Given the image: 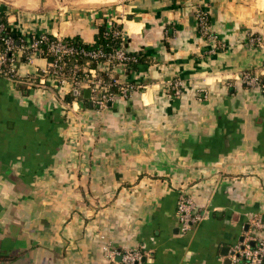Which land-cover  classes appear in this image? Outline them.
Here are the masks:
<instances>
[{
    "label": "crops",
    "instance_id": "obj_1",
    "mask_svg": "<svg viewBox=\"0 0 264 264\" xmlns=\"http://www.w3.org/2000/svg\"><path fill=\"white\" fill-rule=\"evenodd\" d=\"M258 7L130 0L44 15L0 2L18 36L93 44L101 26H120L126 51L143 58L110 70L137 87L101 109L85 103L87 88L66 101L69 82L40 81L49 58L16 49L26 81L0 76V264H121L126 249H140L141 264H224L250 217L264 221V92L240 79L264 74V46L249 41L264 35ZM199 10L218 39L200 33ZM181 194L206 215L187 232Z\"/></svg>",
    "mask_w": 264,
    "mask_h": 264
},
{
    "label": "built area",
    "instance_id": "obj_2",
    "mask_svg": "<svg viewBox=\"0 0 264 264\" xmlns=\"http://www.w3.org/2000/svg\"><path fill=\"white\" fill-rule=\"evenodd\" d=\"M199 30L202 36L216 40L218 36L210 31L211 19L207 11L199 10L197 14ZM6 26L0 25V32ZM112 34L114 37L121 40V46L113 49L110 53H105L101 49L93 51L78 50L75 46L64 42L62 38L55 37V40H50L48 33L31 34L27 37H22V41L26 42L21 46L22 53H28V58L34 55H42L44 57H53L49 61L48 67L42 71L40 81L45 84L47 80L53 79L60 84L69 82L71 84L70 92H77L76 96H82L84 89L91 91L90 100L93 105L101 109L109 107L116 93L111 88L118 83L117 79L112 76L110 81H107L100 71L110 73V70L118 64L128 68L129 61L135 58L129 55L126 51L125 43L127 40L126 34L121 27H113L106 32V35ZM5 47L0 45V76L13 79L17 76L15 62L17 54L15 50V42L11 37L2 38ZM252 45L264 46V35H252L250 37ZM44 44V46H42ZM222 44L220 49L224 48ZM83 53L90 56L97 62L96 67H89L88 64L82 66V75H77L79 65L72 66L69 70L66 58L76 54ZM103 59V60H102ZM106 67V69H104ZM264 74L256 73L252 70H243L240 73V79L248 87H258L264 92V81L261 77ZM120 84V92L124 96H128L136 87L133 83ZM172 95L180 96L182 93L183 82L176 79L171 82ZM141 87V86H140ZM177 215L180 227L183 232H187L195 224L200 223L206 217L198 211V206L192 197L181 194L177 201ZM248 227L245 230L242 239L234 244L228 254L230 264H264V234L260 232L264 229V221L260 216H252L248 221ZM121 264H141L143 261V252L140 249H126L120 252Z\"/></svg>",
    "mask_w": 264,
    "mask_h": 264
},
{
    "label": "trees",
    "instance_id": "obj_3",
    "mask_svg": "<svg viewBox=\"0 0 264 264\" xmlns=\"http://www.w3.org/2000/svg\"><path fill=\"white\" fill-rule=\"evenodd\" d=\"M0 25L1 24H4L6 26V28L0 32V45L1 47H5L4 45V42L2 40V38H9L11 37L12 39H14V42H15V50L16 49H20L21 46L26 42L22 41V37L21 36H18L14 31L11 30V28L9 27L8 23H7V19L3 16L2 13H0ZM116 27H120V26H116ZM106 32H107V28L105 27V25L101 26L100 29H99V32L98 34L96 35L95 37V42L93 44H88V43H85L79 36H75V37H67V38H64V42L69 44V45H73L75 46L78 50H84V51H93V50H98V49H101L102 51H104L105 53H110L111 51H113V49H117L118 47L121 46V40L116 37H114V35L112 34H109V35H106ZM49 37H50V40H55V36H52L49 34ZM44 46V44L42 45ZM129 55L133 56L135 58V60H132V61H129L128 63V71L129 70H135L138 68V65L140 64V62H142L143 58L142 56L138 53H129ZM28 58V53H23L22 55V60H27ZM53 60V57H49V61H52ZM103 60V59H102ZM66 62H67V66L69 68V70L72 68V66L78 64L80 67L77 71V75H82L83 73V69H82V66L84 64H88L89 67H96L97 66V62L91 58L90 56L88 55H85L83 53H80V54H76L74 56H71V57H68L66 58ZM100 74L107 80V81H110L112 80L111 77H112V74L111 73H105L103 71H100ZM117 78V74H115ZM14 79L18 82H24L26 81L25 79L23 80L22 78H19L17 76L14 77ZM262 81H264V76L261 77ZM246 85V84H245ZM247 86V85H246ZM120 84L119 83H116L115 85L112 86L111 90L117 94H121L122 93L120 92ZM83 96V94H82ZM82 96H76L74 94L73 91L69 92L68 94H66L65 96V100L66 101H72L73 99H76V98H82L84 99V97ZM85 103L87 104L90 99H84Z\"/></svg>",
    "mask_w": 264,
    "mask_h": 264
},
{
    "label": "rangeland",
    "instance_id": "obj_4",
    "mask_svg": "<svg viewBox=\"0 0 264 264\" xmlns=\"http://www.w3.org/2000/svg\"><path fill=\"white\" fill-rule=\"evenodd\" d=\"M84 1V2H83ZM130 0H116L112 2H102V3H87L85 0H0L1 3L6 5L11 11L24 12L31 14H44L48 15L54 13V11L67 12V10H77L81 9H91V8H108L113 7L124 2H129ZM249 3L256 9H261L258 7L259 0H248ZM91 4V5H90ZM98 4V5H97ZM264 10V8H262Z\"/></svg>",
    "mask_w": 264,
    "mask_h": 264
},
{
    "label": "water",
    "instance_id": "obj_5",
    "mask_svg": "<svg viewBox=\"0 0 264 264\" xmlns=\"http://www.w3.org/2000/svg\"><path fill=\"white\" fill-rule=\"evenodd\" d=\"M74 94L76 95L77 92H75ZM90 95H91V91H90V90H86V91L84 92V96H85L86 98H90ZM91 105H92V103H91ZM226 255H228V252L226 253ZM224 264H230V259H229L228 257H227V259L225 260Z\"/></svg>",
    "mask_w": 264,
    "mask_h": 264
},
{
    "label": "bare ground",
    "instance_id": "obj_6",
    "mask_svg": "<svg viewBox=\"0 0 264 264\" xmlns=\"http://www.w3.org/2000/svg\"><path fill=\"white\" fill-rule=\"evenodd\" d=\"M88 4L91 3V4H95V3H104L106 1L108 2H112V1H116V0H85ZM84 2V1H83ZM90 4V5H91ZM96 5V4H95ZM98 5V4H97Z\"/></svg>",
    "mask_w": 264,
    "mask_h": 264
}]
</instances>
